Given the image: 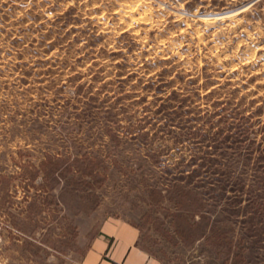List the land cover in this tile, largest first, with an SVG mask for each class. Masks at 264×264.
Listing matches in <instances>:
<instances>
[{"label": "rangeland", "instance_id": "374dc122", "mask_svg": "<svg viewBox=\"0 0 264 264\" xmlns=\"http://www.w3.org/2000/svg\"><path fill=\"white\" fill-rule=\"evenodd\" d=\"M107 222L264 264V0H0V264H83Z\"/></svg>", "mask_w": 264, "mask_h": 264}, {"label": "crops", "instance_id": "0c3cea01", "mask_svg": "<svg viewBox=\"0 0 264 264\" xmlns=\"http://www.w3.org/2000/svg\"><path fill=\"white\" fill-rule=\"evenodd\" d=\"M137 238L133 226L107 222L83 264H158L136 245Z\"/></svg>", "mask_w": 264, "mask_h": 264}]
</instances>
